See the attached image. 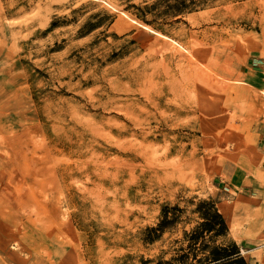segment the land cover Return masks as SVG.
I'll use <instances>...</instances> for the list:
<instances>
[{
  "label": "rangeland",
  "instance_id": "rangeland-1",
  "mask_svg": "<svg viewBox=\"0 0 264 264\" xmlns=\"http://www.w3.org/2000/svg\"><path fill=\"white\" fill-rule=\"evenodd\" d=\"M263 91L264 0H0V264H264Z\"/></svg>",
  "mask_w": 264,
  "mask_h": 264
},
{
  "label": "trees",
  "instance_id": "trees-1",
  "mask_svg": "<svg viewBox=\"0 0 264 264\" xmlns=\"http://www.w3.org/2000/svg\"><path fill=\"white\" fill-rule=\"evenodd\" d=\"M182 7H184L183 2H180L179 5L175 6V9L181 11L184 9ZM208 204L210 205V210L201 213L204 221L198 227H203L205 232H214V236L222 235L227 237L229 227L225 218L220 214L213 201L208 202ZM199 211L202 210L199 208ZM164 227V224H159L160 229ZM191 236L193 240L198 239L197 230H195ZM198 264H249V262L242 255L238 244L235 241H229L222 246L212 247L206 256L198 260Z\"/></svg>",
  "mask_w": 264,
  "mask_h": 264
},
{
  "label": "bare ground",
  "instance_id": "bare-ground-1",
  "mask_svg": "<svg viewBox=\"0 0 264 264\" xmlns=\"http://www.w3.org/2000/svg\"><path fill=\"white\" fill-rule=\"evenodd\" d=\"M174 47H175V46H174ZM200 65H201V64H200ZM200 65H199V66H200ZM191 69H192V67H191ZM206 71H207V70H206ZM193 73H194V71H193ZM191 74H192V73H191ZM212 81H213V80H212ZM215 82H216V81H215ZM263 92H264V91H263Z\"/></svg>",
  "mask_w": 264,
  "mask_h": 264
},
{
  "label": "crops",
  "instance_id": "crops-1",
  "mask_svg": "<svg viewBox=\"0 0 264 264\" xmlns=\"http://www.w3.org/2000/svg\"><path fill=\"white\" fill-rule=\"evenodd\" d=\"M243 251V250H242Z\"/></svg>",
  "mask_w": 264,
  "mask_h": 264
}]
</instances>
